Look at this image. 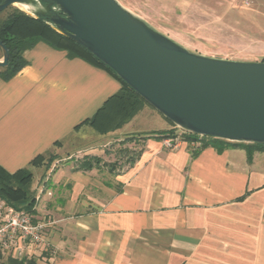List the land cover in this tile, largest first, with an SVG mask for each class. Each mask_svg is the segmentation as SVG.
Segmentation results:
<instances>
[{
  "label": "crops",
  "instance_id": "obj_1",
  "mask_svg": "<svg viewBox=\"0 0 264 264\" xmlns=\"http://www.w3.org/2000/svg\"><path fill=\"white\" fill-rule=\"evenodd\" d=\"M23 56L0 75V166L33 171V214L52 224L43 245L0 264H264V151L168 148L138 126L164 117L148 104L102 133L88 121L122 88L115 75L44 40ZM41 154L57 155L49 169L32 165ZM84 157L100 162L81 168Z\"/></svg>",
  "mask_w": 264,
  "mask_h": 264
},
{
  "label": "water",
  "instance_id": "obj_2",
  "mask_svg": "<svg viewBox=\"0 0 264 264\" xmlns=\"http://www.w3.org/2000/svg\"><path fill=\"white\" fill-rule=\"evenodd\" d=\"M18 3L84 45L181 129L264 143V61L192 52L118 0H5L0 11ZM0 47L4 67L9 51L1 39Z\"/></svg>",
  "mask_w": 264,
  "mask_h": 264
},
{
  "label": "trees",
  "instance_id": "obj_3",
  "mask_svg": "<svg viewBox=\"0 0 264 264\" xmlns=\"http://www.w3.org/2000/svg\"><path fill=\"white\" fill-rule=\"evenodd\" d=\"M3 1L5 0H0V4ZM0 39L9 51L8 64L0 67V75L6 79L14 76L22 69L26 63L23 56L24 51L38 40H44L53 47L68 51L73 56L84 58L96 65L102 66L115 75L122 82V88L110 97L88 121L102 133H108L121 128L146 104L150 105L122 80L110 66L94 55L84 45L54 29L46 22L44 17H34L24 10L10 5L0 11ZM0 51L3 56L1 47ZM171 123L173 125L172 129L153 133L160 138L177 136L179 134L178 131L182 129L175 123ZM183 136L185 140L190 142L199 141L203 147L209 145L215 146L219 151L228 147H242L246 149L250 160L255 152L264 151V143L260 142L230 141L213 136H201L189 131H183ZM56 158V154H41L32 161V165L45 166L49 169ZM99 162L100 159L98 157H84L79 160L78 164L81 168H90ZM33 183L34 173L30 168H22L11 173L0 166V197L4 198L13 207L30 212L34 211L36 197L32 190ZM16 263L19 262L16 261Z\"/></svg>",
  "mask_w": 264,
  "mask_h": 264
},
{
  "label": "rangeland",
  "instance_id": "obj_4",
  "mask_svg": "<svg viewBox=\"0 0 264 264\" xmlns=\"http://www.w3.org/2000/svg\"><path fill=\"white\" fill-rule=\"evenodd\" d=\"M118 1L136 17L192 52L230 60H264V0ZM0 56L2 59L1 51ZM156 115L159 116L142 118L138 126L165 131L163 128L170 122ZM121 147L119 142L110 146L112 160L126 157L129 150L120 153V149H125ZM0 259L6 263L5 258Z\"/></svg>",
  "mask_w": 264,
  "mask_h": 264
},
{
  "label": "built area",
  "instance_id": "obj_5",
  "mask_svg": "<svg viewBox=\"0 0 264 264\" xmlns=\"http://www.w3.org/2000/svg\"><path fill=\"white\" fill-rule=\"evenodd\" d=\"M183 130V129H182ZM175 137L163 138L166 147L175 149L185 140L183 131ZM192 145L199 141L190 142ZM51 221L36 219L33 212L17 209L0 197V255L5 259H21L28 249L43 245Z\"/></svg>",
  "mask_w": 264,
  "mask_h": 264
},
{
  "label": "bare ground",
  "instance_id": "obj_6",
  "mask_svg": "<svg viewBox=\"0 0 264 264\" xmlns=\"http://www.w3.org/2000/svg\"><path fill=\"white\" fill-rule=\"evenodd\" d=\"M18 5H19L20 7H22V8H26V7H27V5L24 4V3H18Z\"/></svg>",
  "mask_w": 264,
  "mask_h": 264
}]
</instances>
